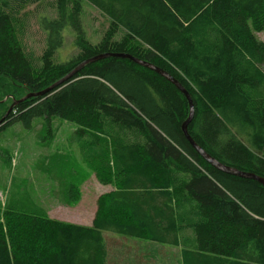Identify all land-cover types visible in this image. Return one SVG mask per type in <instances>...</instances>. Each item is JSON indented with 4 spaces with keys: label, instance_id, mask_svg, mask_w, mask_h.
<instances>
[{
    "label": "trees",
    "instance_id": "16d2710c",
    "mask_svg": "<svg viewBox=\"0 0 264 264\" xmlns=\"http://www.w3.org/2000/svg\"><path fill=\"white\" fill-rule=\"evenodd\" d=\"M38 1L0 0V105L90 57L126 53L187 90V130L205 152L264 178V42L256 37L264 0H54L55 18L40 17L46 36L36 55L24 42L23 10ZM85 4L108 20L94 43L81 21ZM68 23L76 52L57 61ZM8 107L0 132L38 118L49 127L52 117L74 123L81 154L106 169L112 188L88 226L0 210V264H109L123 240L147 261L168 246L178 250L176 264H264V185L220 172L194 151L181 131L187 100L159 74L105 57L4 116Z\"/></svg>",
    "mask_w": 264,
    "mask_h": 264
},
{
    "label": "rangeland",
    "instance_id": "374dc122",
    "mask_svg": "<svg viewBox=\"0 0 264 264\" xmlns=\"http://www.w3.org/2000/svg\"><path fill=\"white\" fill-rule=\"evenodd\" d=\"M52 1L39 0L23 10L24 42L36 55L42 50L46 36L40 17L55 18L54 10L49 7ZM81 18L87 39L93 43L99 41L107 28V18L90 6H84ZM74 35L71 24L65 25L62 45L55 53L57 61H66L75 54ZM256 37L264 42V31L256 33ZM4 91L9 96L15 93L11 89ZM20 94L18 90L15 95ZM1 101L0 112L12 99L5 96ZM76 128L74 123L52 117L50 127L38 118L29 129L14 123L0 132V210L11 205L62 224L90 225L112 183L108 182L104 167L81 154L73 140ZM112 237L105 236L107 240ZM121 243L123 247H117L123 254L114 258L112 255L113 262L109 264H176L175 248L159 246L158 258L145 261L138 246L126 240Z\"/></svg>",
    "mask_w": 264,
    "mask_h": 264
},
{
    "label": "water",
    "instance_id": "95a60500",
    "mask_svg": "<svg viewBox=\"0 0 264 264\" xmlns=\"http://www.w3.org/2000/svg\"><path fill=\"white\" fill-rule=\"evenodd\" d=\"M105 57H118V58H124V59H128L142 67H145L149 70L154 71L155 73L159 74L160 76H162L164 79H166L167 81H169L172 85H174L175 88H177L181 94L185 97V99L187 100L188 103V107H189V111H188V116L187 118L182 122L181 124V131L183 133V136L185 137V139L187 140V142L190 144V146L194 149V151L211 167L215 168L216 170L229 174V175H233V176H238V177H244V178H249V179H253L257 182H259L260 184L264 185V178L257 176L253 173H249V172H244V171H240L238 169H235L231 166L225 165L219 161H217L215 158L211 157L207 152H205L193 139L192 137L189 135L188 130H187V126L190 123V121L193 118V113H194V109H193V103L192 100L187 92V90L175 79L173 78L171 75H169L167 72H165L164 70L146 62L140 59H137L129 54L126 53H116V54H112V53H106V54H100L94 57H90L82 62H80L79 64H77L76 66H74L68 73H66L63 77H61L60 79H58L57 81H55L53 84H51L50 86H48L47 88L38 91V92H31V93H27L26 95H24L23 97H21L20 99H13L11 104L8 107V110L6 111L5 115L6 116L8 114V112L10 110H12L13 106H15L17 103L27 99V98H36V97H40L52 90H54L55 88H57L58 86L66 83L67 81H69L71 78H73L85 65L92 63L94 61H97L99 59L105 58ZM2 120V119H1Z\"/></svg>",
    "mask_w": 264,
    "mask_h": 264
},
{
    "label": "crops",
    "instance_id": "0c3cea01",
    "mask_svg": "<svg viewBox=\"0 0 264 264\" xmlns=\"http://www.w3.org/2000/svg\"><path fill=\"white\" fill-rule=\"evenodd\" d=\"M85 5L90 6V5H88V4H85ZM90 7H92V6H90ZM92 8H93V7H92ZM95 10H96V9H95ZM96 11H97V10H96ZM98 13H99V12H98ZM93 218H94V217H93ZM93 218H92V219H93ZM91 222H92V220H91ZM90 224H91V223H90ZM145 245H147V247L151 248V245H150V244H146V243H145ZM149 256H150V255H149ZM143 259H144V258H143ZM178 259H179V255L177 256V262L179 263ZM144 260L147 261V259H144ZM150 260H151V258H150ZM150 260H149V261H150Z\"/></svg>",
    "mask_w": 264,
    "mask_h": 264
}]
</instances>
